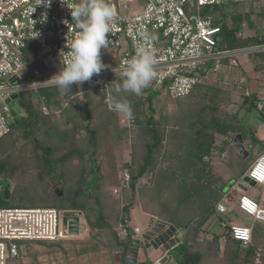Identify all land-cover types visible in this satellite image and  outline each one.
Segmentation results:
<instances>
[{
    "label": "trees",
    "instance_id": "obj_1",
    "mask_svg": "<svg viewBox=\"0 0 264 264\" xmlns=\"http://www.w3.org/2000/svg\"><path fill=\"white\" fill-rule=\"evenodd\" d=\"M148 1L139 0V4L145 5ZM227 15L228 13L223 12L221 18L215 22V26H220L222 30L218 51L236 53L243 49L264 46V32L242 38L239 36L242 31L240 30L242 16H233L232 22L229 23ZM247 55L258 80L264 82V51ZM219 63L234 68L241 66L237 56H228ZM215 65L216 61H210L206 66L199 68L197 70L199 82L192 93L186 98L172 100L177 104L190 100L191 102L187 109L180 105L178 121L170 129L166 125L165 115L160 119L155 117L157 110L153 102L160 92L150 91L148 87L144 88L140 95L116 93L115 88L120 83L118 81L112 85L107 95L85 92L82 89L83 84L73 85L71 91L63 92L54 85L47 88L49 105L42 100L43 106L38 107L36 101L23 99L20 108L26 116L18 118L19 123L16 125L18 127L15 126L16 129L14 128V131L12 129L8 134L9 136L12 134V141L9 140L4 144L9 150V147L19 146L21 140L31 142L33 153L31 159L35 160L34 167L38 168L40 181L51 175L55 168L56 172L62 173L61 180L64 184L61 186L64 196L58 198V194H51V198L57 199L59 203H53L56 207L42 208L78 211L85 217L89 229H111L109 225L111 216L104 211L101 189L106 185L120 187L119 175L125 168L131 175V186L129 189H124L122 195V199L127 203L118 217L119 224L125 219L130 220L139 190H143L141 193L144 196L139 200L142 208L185 232L184 239L171 251L176 264H212L214 257L221 252L222 246L224 263L256 264L257 251L260 248L264 250V239L258 227H253L252 243L246 247L236 241L232 235L230 221L237 216L236 214L232 213L229 219L223 217L225 223L223 234L209 235L205 231L216 214L217 205L237 183L245 181L244 176L255 160L249 154V161H244L243 155L238 154L228 141L229 134H242L245 140L259 142L256 131L243 125L239 113L229 112L228 106L231 102L226 88L222 84L209 81L215 71ZM31 67L43 69L36 61L31 63ZM241 86L244 89L241 107H249L251 111L257 110L260 119L264 122L260 98L250 92L248 80L243 81ZM27 92L32 91H25L20 95ZM92 93L99 98V107L95 109L92 108V100L89 98ZM114 100H124L130 104L134 118L130 127L123 128L120 124V113L109 107L108 102L112 103ZM74 101H76L75 106L72 105ZM44 108L47 111H44ZM62 114L66 116L65 128H59L57 122ZM128 128L132 130L135 150L131 155L134 162L126 161L121 170L116 160L101 167L98 160L101 152L99 143L104 144L108 141L112 144L114 135L126 138L130 132ZM118 130L120 132L116 134ZM16 131L18 132L14 133ZM84 133L85 137H83ZM219 140L222 152L232 156L228 168L234 177L228 179L215 174L214 165L210 160ZM5 150L0 152V184L4 183L5 178L13 179L22 168V163L32 164L20 149L16 153L19 158L17 162L12 158L11 151ZM256 153L258 156L261 154L260 148ZM70 162L77 172L72 170V167L66 166ZM73 171L75 174H69ZM96 173L99 175L97 182L92 191H88L86 180ZM147 174H151L150 183L140 189L137 187L138 182ZM71 188L73 196L69 198L66 190L70 191ZM11 192L6 187L0 189V208L10 207L8 200ZM116 196L121 200L120 194ZM148 204H153L154 209H149ZM112 233L117 239V233L115 234L114 231ZM121 239L126 241L121 244L126 253L129 242ZM22 244L28 246L31 243L22 242ZM13 262L15 261L11 260L9 264H14ZM262 263L264 264V257Z\"/></svg>",
    "mask_w": 264,
    "mask_h": 264
},
{
    "label": "built area",
    "instance_id": "obj_2",
    "mask_svg": "<svg viewBox=\"0 0 264 264\" xmlns=\"http://www.w3.org/2000/svg\"><path fill=\"white\" fill-rule=\"evenodd\" d=\"M107 1L115 9L109 45L101 50V59L109 67L83 83L85 92L109 95L112 85L119 81L114 71L119 72L124 67L123 61L135 55L136 44L147 38L146 45L152 49L156 61V76L148 88L160 92L158 99L167 94L170 100L183 99L192 93L199 82V68L210 61H216V68L221 59L237 53L217 50L222 30L215 22L222 13L232 12L230 6L264 4V0H149L139 12L133 9L139 0ZM70 13L60 0H52L50 7L41 0H0V139L13 129L8 122L11 117L8 100L13 95L39 92L56 85L52 77L62 67L59 54L61 50L67 51L66 36L70 39L78 30ZM247 50V53L264 51V46ZM33 61L43 69L32 68ZM17 102L18 98V105ZM245 177L249 185L263 187L262 196L257 198L244 191L236 208L255 223L264 224V151L252 162ZM130 186L131 175L126 171L115 193L121 194ZM227 205L228 194L217 205L215 216L227 214ZM73 216L83 218L81 212L56 208H0V264L21 258L26 246L22 242H59L74 237L67 228V220ZM231 231L233 238L245 247L252 243V226L232 222ZM117 232L120 238L132 240L142 230L131 227L125 219ZM262 251V248L257 251L258 264Z\"/></svg>",
    "mask_w": 264,
    "mask_h": 264
},
{
    "label": "rangeland",
    "instance_id": "obj_3",
    "mask_svg": "<svg viewBox=\"0 0 264 264\" xmlns=\"http://www.w3.org/2000/svg\"><path fill=\"white\" fill-rule=\"evenodd\" d=\"M115 3H117V0H115ZM144 7V4H139L134 6V10L135 11H139L141 12L142 9ZM232 8V12H230L227 16V20L228 22H232V17L233 16H242L243 20L241 23V33L239 34L240 37L245 38L248 36H252L255 35L258 32H264V4H249V5H236V6H230ZM123 11H125V9H123ZM127 14H130V9L126 10ZM238 52H242L245 54H248V50L247 49H243L240 50ZM237 56V55H235ZM248 65H244V66H240V68H235V70L233 69H228L225 66H223L221 63L219 64L218 67L215 68V71L211 74L210 76V82H213L215 84L214 81H217L218 84H222V86H224L226 88V90L228 91L227 96L230 100V105L228 106V109L230 107L229 110L234 111L239 109V106L242 102V97H243V88L241 86V83L243 81H245V79H247V70H248ZM232 71V73H231ZM212 77V78H211ZM251 83L248 80V87L249 90L251 88ZM82 89H84V85L82 87ZM252 90V88H251ZM226 91V92H227ZM90 99L92 100V108L95 109L96 107H99V98L95 93H92L89 95ZM23 99H25L26 101H36L38 103V107H42L43 106V102H42V98L39 95L38 91H32V92H27L24 93L22 95L19 96L18 98V106H21V102L23 101ZM233 100H237V102H239V106H234L233 107ZM191 102L190 101H185L182 104H177L176 102L170 100V98L168 97L167 94L164 95V99L163 97L161 99L155 98L153 104L155 109L157 110V113L155 115L156 119H160L163 115H165V117L167 118V122L166 125L168 126V128L170 129L172 126H174L179 118V108L180 105L181 107L187 109L188 108V104ZM108 104L110 105L111 102L109 101ZM72 105H76V101H74L72 103ZM190 105V104H189ZM235 105V104H234ZM22 110V109H21ZM23 111V110H22ZM231 113V111H229ZM26 114L25 112H22V115L18 118H22L25 117ZM248 116V115H246ZM58 117V116H57ZM120 118V124L124 127L127 126H131L133 123V116L131 114V116H126L123 113H120L119 115ZM129 117V119H128ZM250 118V115L248 116ZM259 117V116H258ZM65 118L66 116L64 114L60 115L57 119V122L59 123V128H65ZM143 119L145 118V116L142 117ZM121 120H125V123H121ZM130 120V121H129ZM256 120L252 119V123L249 126H255ZM260 126V127H259ZM259 126H257L259 128V130H263L264 133V124L260 123ZM18 127V126H16ZM15 128V127H14ZM13 128V131H14ZM122 128V127H120ZM16 129V128H15ZM18 129V128H17ZM129 129V128H128ZM19 130V129H18ZM129 136H127L126 138H124L123 136L119 137L117 135H114L113 137V142L112 144H109L108 141L106 143H99V145L101 146L100 150L101 152L98 155V160L100 163V166L103 167L105 163H109L111 164L114 160H116L117 164H119L120 170L122 169V166L124 165V163L128 160L132 162V155L131 152L134 151L135 149L133 148V138H132V130L129 129ZM18 131L14 132L17 133ZM22 132V131H19ZM119 130L117 131L116 134H119ZM86 134H83V137H85ZM12 134L9 136H6L5 138H3L2 140H0V152L2 153L3 150H5L7 148V143L9 140L12 141ZM100 141V140H99ZM6 142V144H4ZM249 142H252L249 140ZM255 142H253L254 144ZM19 146H13V147H9V150L11 151V155H13V159L15 162L18 161L19 158H17L16 153H18V149L21 150L22 154H24V156L28 157V160H31L30 162H32V164L28 165V164H23L22 168L20 169V171L17 173V175L13 178V179H9V178H5L3 181L4 183L0 184V189H8L11 192L10 194V198L8 200L9 202V206L10 207H22V208H38V207H56V204L53 203H59L57 199H53L51 198L52 195L51 194H55L56 190H60L62 192V186L63 180H61V176L62 173L56 172L55 169H53V171L51 172V175L47 176L45 178V180L40 181L39 176L37 174V170L38 168L34 167L35 164V160L31 159L33 156L32 153V144L29 140H21L19 141ZM246 150L248 151V157L251 155V158L254 160L258 157L257 153H256V149H259L260 146L258 144H255L254 146H256V149L254 150V146L250 148V145H248L249 143L246 142ZM221 141L219 140L217 142V145L215 147V150L213 152L212 158H210L211 162L214 165L215 168V174L217 176H221V177H226V179H228L229 177H234L233 173L231 172V170L228 168V162L229 160L232 158V156L229 154H225L222 152L221 149ZM86 148V145H85ZM250 148V149H249ZM235 149V148H234ZM7 150V149H6ZM5 150V151H6ZM7 150V151H9ZM250 150V153H249ZM9 151V152H10ZM250 154V155H249ZM5 156L9 155V154H4ZM3 155V156H4ZM233 155V154H232ZM4 156V157H5ZM247 158H244V161H246ZM244 161H242L244 163ZM19 163V162H18ZM68 167H72V170L74 169V166L72 165V162L67 163ZM250 167V166H249ZM76 171V170H75ZM128 172V170H126L124 168V170H122L120 172V176H122V174L124 172ZM77 172V171H76ZM71 175L75 174V172L73 171V173H69ZM99 175L98 173L93 174L92 176H90L89 178H87V184H86V188L88 191H92V188L94 186V184L97 182ZM151 174H147L140 182H138L137 187H139L140 189L143 186H146L147 184L150 183L151 180ZM240 184L237 183L235 185V188L238 187ZM104 188V187H102ZM106 188H110L112 190V194L114 196L119 195L115 193V189H118V187H115V185H106ZM252 189H256L259 193H262L263 191V187L261 186H253L252 185ZM143 190H139V195H138V200H141L143 198V194L141 193ZM68 197H72L73 196V189L71 188L70 191L67 189L66 190ZM102 192V191H101ZM124 192V190H123ZM51 195V196H50ZM102 196V198L104 197L103 192L100 194ZM64 196V193L62 192V196ZM58 196V198H61ZM52 200H51V199ZM137 200V201H138ZM102 201V199H101ZM236 202H237V197L235 195V193L229 192L228 194V210H229V214L232 215L236 214L237 216H234L236 219H238L240 221L241 224L243 225H250L249 223L253 221V218L250 216L245 215L244 213L240 212L237 210L236 208ZM126 201H125V205H126ZM124 204V203H123ZM149 209H154L153 204H148ZM162 220V219H161ZM67 231V228H66ZM37 250V249H36ZM223 252L221 250V252L214 257L212 264H225L223 261ZM26 258L27 261H25L23 258ZM15 261L13 262L14 264H34V252L33 249H28L26 251V255L22 256L20 259H16V260H12Z\"/></svg>",
    "mask_w": 264,
    "mask_h": 264
},
{
    "label": "crops",
    "instance_id": "obj_4",
    "mask_svg": "<svg viewBox=\"0 0 264 264\" xmlns=\"http://www.w3.org/2000/svg\"><path fill=\"white\" fill-rule=\"evenodd\" d=\"M235 55H237L239 64L241 66L248 65L249 67L247 70L248 78L245 80H249V82L251 83L252 90L250 88V92L255 93L260 98L264 111V82L258 80L257 74L255 73L252 65L250 64L247 54L242 52H237ZM235 55H232L231 57ZM225 67L230 70L231 69L235 70V68L231 66H225ZM214 82L217 83V81ZM233 101H234L233 107L239 106L238 105L239 102H237V100H233ZM229 111H231V113L233 114L239 113L243 125L247 128H251L252 130L256 131V136L259 142L253 144V142H249V139L245 140L243 137L244 144L248 142L250 148L253 147L255 144H258L260 146V150L262 153L264 151V133L263 130L260 131L257 126H259L260 123L264 124V122L260 119V115L258 111L257 110L251 111L249 110V107H241V104L238 110L234 109V111L232 110ZM246 115L248 116L250 115V118ZM252 119L256 120L255 126L247 125L249 123L251 125ZM255 149L256 146H254V150ZM104 172L105 171H102V173ZM244 182L240 183L239 186L236 188L234 186L230 190V192L235 193L237 200L239 195L244 191L248 192L250 195H253L257 198H261L262 193H259L256 189H252V185H247ZM101 191L104 194L103 195L104 197L102 198L104 211L105 213H109L111 216V220H109V225L111 226V229L95 228L91 230L89 229V226H87L86 223L84 230L79 235L69 238L68 240H62L59 242H35L29 244L28 246H25L22 256L26 255V251L28 249H33L34 264H125L127 251L126 253H124L121 244L126 241L122 240L117 232V228L120 225L119 224L120 219H118V217L122 213L123 206L125 205V200L122 199L123 191L120 194L121 200L119 199V197L114 196L112 194V190L110 188L108 189L104 187L101 189ZM223 217H227L229 219L230 217H232V215L227 213L224 215H219L218 217L217 216L213 217L209 222V224L207 225V227L205 228V231L209 235L223 234L224 224H225L223 221ZM83 219L86 221L84 216ZM157 219H159V217H155L149 214L148 212H146L142 208L141 202H139L138 200L135 202L134 207L131 211L129 224L131 225V227H138L142 230V232H144L153 223V221ZM232 222L240 223V221L236 218H232L230 224ZM249 224H250L249 226H252V228L258 227L259 229H261V233L264 239V224L261 223L255 224L254 221L250 222ZM112 231H114L115 234L117 233L116 234L117 239L112 233ZM184 237H185V232L183 231L181 236L182 239L177 240V242H181L184 239ZM128 242L130 245V240H128ZM221 250L222 252H224L223 246L221 247ZM262 252L263 253L261 257V264H263L262 258L264 257V250ZM171 253L172 252H170L169 254ZM23 259L27 261L25 257ZM169 264H176L174 258L172 259V261L169 262ZM256 264L258 263L256 262Z\"/></svg>",
    "mask_w": 264,
    "mask_h": 264
},
{
    "label": "clouds",
    "instance_id": "obj_5",
    "mask_svg": "<svg viewBox=\"0 0 264 264\" xmlns=\"http://www.w3.org/2000/svg\"><path fill=\"white\" fill-rule=\"evenodd\" d=\"M71 10V17L76 29L72 38L66 36V52H60L61 69L52 77L58 89L63 92L71 91L73 85H81L90 81L94 75H99L109 66L101 59V50L107 49L115 9L107 0H80L70 3L60 0ZM50 7L52 0H41ZM46 19V15H45ZM64 23H68L64 21ZM145 41L136 44L135 55L123 61L124 67L116 72L120 83L115 88L116 93L125 92L140 95L142 90L156 76V63L152 49ZM109 107L117 113L131 116L130 104L124 100H114ZM249 185V184H248Z\"/></svg>",
    "mask_w": 264,
    "mask_h": 264
},
{
    "label": "water",
    "instance_id": "obj_6",
    "mask_svg": "<svg viewBox=\"0 0 264 264\" xmlns=\"http://www.w3.org/2000/svg\"><path fill=\"white\" fill-rule=\"evenodd\" d=\"M39 95L46 105H49L50 99L46 88L39 91ZM17 94L8 100L11 108V117L8 122L14 128L19 122L18 117L22 115L21 108L16 104ZM228 141L233 145L238 154L243 155L249 161L248 151L246 150L244 139L241 134L230 133ZM248 178L245 177L247 185ZM59 197L62 196L60 190H56ZM154 219V218H153ZM85 220L78 216L69 217L67 228L70 235L77 236L85 228ZM183 231L177 226L161 220H154L153 223L140 235H136L130 241L127 249L125 264H169L173 256L169 254L174 248L177 240H181Z\"/></svg>",
    "mask_w": 264,
    "mask_h": 264
}]
</instances>
